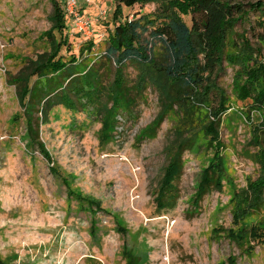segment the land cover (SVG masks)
Listing matches in <instances>:
<instances>
[{
  "label": "rangeland",
  "instance_id": "obj_1",
  "mask_svg": "<svg viewBox=\"0 0 264 264\" xmlns=\"http://www.w3.org/2000/svg\"><path fill=\"white\" fill-rule=\"evenodd\" d=\"M58 1L65 8V0ZM51 2L0 0V259L9 264H125L126 251L136 264H264V191L257 207L248 209L245 202L248 183L259 177L253 140L264 109L238 99L234 68L226 63L216 81L230 106L221 117V146L212 149L200 138L183 153L171 206L159 208L155 201L171 123L164 121L153 138L140 137L158 111L151 88L134 113L117 117L118 124L103 139L90 110L59 106L41 122L30 108L32 129L49 157L30 144L12 80L26 58L46 50L41 35L51 25ZM113 8L112 0H77L78 12L90 20V35L65 29L71 49L62 54H77L89 40L94 45L88 59L101 54ZM155 8L154 3L123 7L119 19ZM182 17L189 21V15ZM249 28L236 26L250 37ZM126 72L130 78L136 73L131 67ZM217 150L222 158L218 189L195 201L200 174ZM240 211L244 215L236 222Z\"/></svg>",
  "mask_w": 264,
  "mask_h": 264
},
{
  "label": "trees",
  "instance_id": "obj_2",
  "mask_svg": "<svg viewBox=\"0 0 264 264\" xmlns=\"http://www.w3.org/2000/svg\"><path fill=\"white\" fill-rule=\"evenodd\" d=\"M49 29L42 33L46 50L26 58L12 82L21 110L26 116L31 145L49 157L32 129L30 108L35 118L47 122L53 109L63 106L79 112L90 110L100 122L102 139L118 124V116H130L151 88L158 102L155 117L141 138H153L164 121L171 126L162 148L164 162L155 191L159 208L171 206L177 197L176 182L183 171V153L202 138L207 146H221V117L230 106L217 84L223 64L234 68L233 84L238 99H248L254 108L264 109V0H112L113 10L105 30L104 50L89 60L93 40L84 43L77 54L70 50L65 29L68 16L58 0H52ZM154 3L153 12L137 11L120 20L124 8ZM183 15H189V21ZM253 17V22H252ZM253 23V24H252ZM240 24L251 25L236 30ZM101 30V29H100ZM88 53V54H87ZM136 73L130 78L126 69ZM216 102L217 104H215ZM253 143L258 149L254 160L259 177L248 183L245 195L248 209L257 207L264 191V120L256 127ZM222 158L217 150L202 170L195 201L222 176ZM244 211L235 214L238 222ZM125 264H136L131 252H124ZM0 264H9L0 259Z\"/></svg>",
  "mask_w": 264,
  "mask_h": 264
},
{
  "label": "built area",
  "instance_id": "obj_3",
  "mask_svg": "<svg viewBox=\"0 0 264 264\" xmlns=\"http://www.w3.org/2000/svg\"><path fill=\"white\" fill-rule=\"evenodd\" d=\"M86 2H91L92 0H85ZM65 10L71 18L73 28L80 34L90 35L91 24L90 20L82 16L77 10V0H65L64 1Z\"/></svg>",
  "mask_w": 264,
  "mask_h": 264
}]
</instances>
